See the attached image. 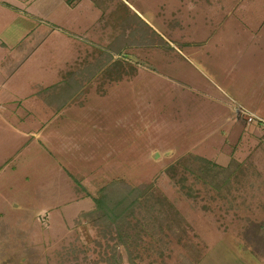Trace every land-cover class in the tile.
Returning <instances> with one entry per match:
<instances>
[{
    "label": "rangeland",
    "instance_id": "obj_1",
    "mask_svg": "<svg viewBox=\"0 0 264 264\" xmlns=\"http://www.w3.org/2000/svg\"><path fill=\"white\" fill-rule=\"evenodd\" d=\"M33 1L0 5V264H264V0Z\"/></svg>",
    "mask_w": 264,
    "mask_h": 264
},
{
    "label": "trees",
    "instance_id": "obj_2",
    "mask_svg": "<svg viewBox=\"0 0 264 264\" xmlns=\"http://www.w3.org/2000/svg\"><path fill=\"white\" fill-rule=\"evenodd\" d=\"M193 158L197 160L205 161L203 158L193 156ZM211 166V165H210ZM209 168V167H208ZM210 171V175L216 173V165L212 164V168ZM212 170L214 171L212 173ZM209 176V175H208ZM216 177V176H211ZM226 178L225 180H227ZM115 182L110 181L107 184L100 187L98 192L95 196L92 197L93 202L95 204V209L99 212L102 211V213L105 214V216L108 218V226H112L113 231L116 234V238L122 241V243L127 242V238L129 237L128 233L126 232V229H128V217L132 214V210L134 209V204L139 205L141 202V198L143 196V191L145 189H142L140 187H136L138 190V194L135 196V198L131 201L126 202L127 200V194L122 197L115 200V203L113 205L106 204L104 201V194L105 191H107ZM212 184V182L210 181ZM147 189V188H146ZM129 193V192H128ZM155 206H153L154 208Z\"/></svg>",
    "mask_w": 264,
    "mask_h": 264
},
{
    "label": "crops",
    "instance_id": "obj_3",
    "mask_svg": "<svg viewBox=\"0 0 264 264\" xmlns=\"http://www.w3.org/2000/svg\"><path fill=\"white\" fill-rule=\"evenodd\" d=\"M36 2L41 0H35ZM33 1V3L35 2ZM30 3V0H0V5L2 6H10L15 7V4H20L22 6H25L26 4Z\"/></svg>",
    "mask_w": 264,
    "mask_h": 264
},
{
    "label": "built area",
    "instance_id": "obj_4",
    "mask_svg": "<svg viewBox=\"0 0 264 264\" xmlns=\"http://www.w3.org/2000/svg\"><path fill=\"white\" fill-rule=\"evenodd\" d=\"M255 120L256 119V121H262V120H257V118L254 116V115H248V120ZM252 120V121H253ZM262 124H263V122H262Z\"/></svg>",
    "mask_w": 264,
    "mask_h": 264
}]
</instances>
